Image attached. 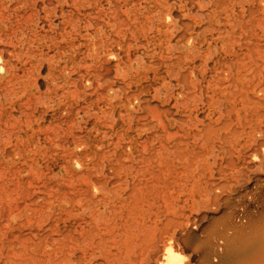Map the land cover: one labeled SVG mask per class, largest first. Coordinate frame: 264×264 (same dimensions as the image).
<instances>
[{"label":"bare ground","instance_id":"1","mask_svg":"<svg viewBox=\"0 0 264 264\" xmlns=\"http://www.w3.org/2000/svg\"><path fill=\"white\" fill-rule=\"evenodd\" d=\"M227 3L0 0V151L34 138L74 151L77 161L79 148L103 146L106 139L120 147L128 108L160 112L142 92L180 95L212 70L209 58L229 41L221 16L229 20ZM141 77L146 85L127 94L128 80ZM227 105L216 100L214 107L224 114ZM232 105L238 130L228 127L224 137L210 128L204 158L218 190L216 222L204 228L207 216L200 215L194 228L188 223L172 232L164 248H145L155 264H264V50L240 65L238 87L236 70ZM125 188L94 185L80 198L86 205L76 216L88 231L103 223L108 228L119 215L101 204L106 195L94 200L96 191ZM179 242L198 248H178ZM75 264H81L76 250Z\"/></svg>","mask_w":264,"mask_h":264},{"label":"rangeland","instance_id":"2","mask_svg":"<svg viewBox=\"0 0 264 264\" xmlns=\"http://www.w3.org/2000/svg\"><path fill=\"white\" fill-rule=\"evenodd\" d=\"M226 1L229 20L221 16L229 41L209 58L212 70L180 95L142 92L160 112L128 108L120 147L106 139L103 146L79 148L77 161L74 151L34 138L13 140L0 151V262L75 264L76 250L81 264H155L145 248H164L172 232L188 223L194 228L195 219L207 216L204 228L215 224L218 190L209 183L204 159L209 129L224 137L226 128L238 130L232 105L236 70L238 87L240 65L264 50V0ZM133 82L128 80L127 94L146 85L142 77ZM216 100L228 101L224 114L214 107ZM94 185L126 188L110 195L96 191L94 200L106 195L101 204L119 215L107 221L108 228L103 223L91 232L76 214L86 205L78 201ZM189 245L177 247L198 248Z\"/></svg>","mask_w":264,"mask_h":264}]
</instances>
